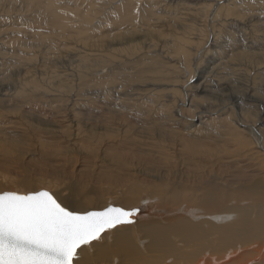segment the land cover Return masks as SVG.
I'll return each mask as SVG.
<instances>
[{"label": "rangeland", "instance_id": "1", "mask_svg": "<svg viewBox=\"0 0 264 264\" xmlns=\"http://www.w3.org/2000/svg\"><path fill=\"white\" fill-rule=\"evenodd\" d=\"M219 1L0 0V141L24 159L0 168V192L67 197L80 164L111 168L120 145L144 155L125 167L152 193L185 167L263 169L264 0ZM108 191L75 211L119 203Z\"/></svg>", "mask_w": 264, "mask_h": 264}, {"label": "bare ground", "instance_id": "2", "mask_svg": "<svg viewBox=\"0 0 264 264\" xmlns=\"http://www.w3.org/2000/svg\"><path fill=\"white\" fill-rule=\"evenodd\" d=\"M3 139L1 141L4 144L0 141V168L10 170L17 166L14 167L16 161L23 163L24 159L10 156L6 151L10 142ZM257 141L259 143V139ZM261 148L264 150V144ZM49 149L42 153L46 162L56 157L55 153L58 152ZM128 149L124 145L118 146V154L114 151V162L112 166L109 165L111 168L98 167L97 170L88 171L80 164L76 183L70 187L73 188L71 194L67 197L58 196L59 193L56 195L70 209L83 210L89 206L100 207L104 200L99 195L109 190L110 194L115 193L120 198L115 205L126 210L139 209V213L133 217V223L108 230L99 241L78 250L79 259L75 264H264V168L257 167L258 163L252 164V157L243 159L242 164L228 166L229 170L219 165L222 168L212 169L210 173L205 168L200 171V164H197L198 171L196 168V171L181 168L178 170L180 178L174 177L179 180L178 184L174 185L170 181L174 185L172 189L163 188L162 185L152 193L153 190L149 192L148 187L151 189L156 182H147L143 178L140 164L133 169L134 173L132 169H126L130 159L138 156L125 153ZM137 159L139 162L145 161L142 154ZM33 161L39 162L29 160ZM18 184L22 190L34 187L29 178L22 179Z\"/></svg>", "mask_w": 264, "mask_h": 264}, {"label": "snow or ice", "instance_id": "3", "mask_svg": "<svg viewBox=\"0 0 264 264\" xmlns=\"http://www.w3.org/2000/svg\"><path fill=\"white\" fill-rule=\"evenodd\" d=\"M136 211L108 206L80 213L48 190L0 192V264H75L78 250L133 223Z\"/></svg>", "mask_w": 264, "mask_h": 264}, {"label": "water", "instance_id": "4", "mask_svg": "<svg viewBox=\"0 0 264 264\" xmlns=\"http://www.w3.org/2000/svg\"><path fill=\"white\" fill-rule=\"evenodd\" d=\"M42 190H45V189H42ZM109 206L120 207V206H116V205H109ZM107 207H108V206H107ZM105 208H106V207H105ZM121 208H122V207H121ZM135 210H137V211H136V214H135L134 216H136V215L139 213V209L135 208ZM90 211H99V210H90ZM134 216H132V217L130 218L132 221H133V217H134ZM126 224H130V223H126ZM120 225H125V224H120ZM120 225H117L116 227H118V226H120ZM116 227H115V228H116ZM113 229H114V228H113ZM103 234H104V233H103ZM103 234H102V235H103Z\"/></svg>", "mask_w": 264, "mask_h": 264}]
</instances>
